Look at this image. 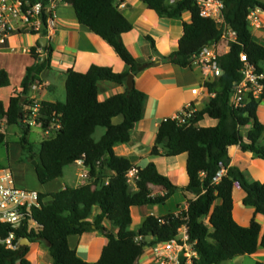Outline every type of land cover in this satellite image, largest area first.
I'll list each match as a JSON object with an SVG mask.
<instances>
[{"label": "trees", "instance_id": "16d2710c", "mask_svg": "<svg viewBox=\"0 0 264 264\" xmlns=\"http://www.w3.org/2000/svg\"><path fill=\"white\" fill-rule=\"evenodd\" d=\"M75 10L77 22L89 28L106 41L126 65V71L116 73L109 67L93 65L87 73L69 70L66 74V101L49 103L29 99L28 94L49 58L28 69L21 90L15 92L6 109L0 101V119L7 126L20 127L23 136L20 144L30 158L38 163L35 172L42 185H49L64 176L68 166L80 160L90 173V181L78 187L45 195L41 207L32 211L30 226L0 224V237L16 235L17 250H9L0 244V264H32L28 259L29 247L21 244H47L53 264H138L147 248L169 242L179 237V230L186 225L190 243L198 258L193 264H223L241 256H251L264 247L261 227L252 220L248 227L240 226L234 220V188L239 186L246 192L245 206L255 208L264 215V183L249 181L241 169L231 166L229 148L239 146L243 152H250L264 161V124L258 117L261 99H251L242 109L230 104L236 82L241 80L242 64L240 53L247 55L249 62L264 73V45L253 39L248 18L252 12L262 10L261 0H221L224 4L225 24L237 35L228 53L218 59L223 72L219 78L205 83L210 98L205 108L185 123L178 120H164L152 149L153 156L166 158L187 155L189 183L183 187L188 209L178 215L159 218L149 216L138 231L131 229L134 208L165 204L180 190L172 181L158 171L155 163L144 169L138 168L139 180L136 187L128 182V173L133 163L118 157L114 148L131 142L136 124L143 119L146 94L135 84L136 77L143 71L162 63L189 68L193 59L206 47L222 40V29L212 19L201 16L198 0H183L170 4L169 0H140L161 18L182 19L190 13L192 20L183 26L179 49L163 60L135 58L127 48L123 35L132 31L131 22L116 5V0H64ZM144 40L156 48L155 40L145 36ZM50 55V47H43ZM112 82L126 88L125 93L116 94L106 101L99 100V85ZM11 86L9 74L0 69V88ZM123 117L121 124L113 119ZM208 116L217 121L213 127H199ZM35 122L46 130H54L55 137L43 140L39 154H34L32 144L27 141L31 123ZM99 128L106 130L100 141L95 140ZM7 135L0 127V148L8 146ZM222 166L227 173L218 184L214 183ZM0 168H5L0 166ZM159 188L163 194H154ZM191 197V198H190ZM50 198L49 202L46 199ZM99 214L91 221L95 208ZM110 222L117 233L105 227ZM102 232L107 239L101 259L96 263L82 260L69 245V238L88 232ZM143 237L138 243L136 238ZM148 239H151L148 241ZM181 264H188L185 257ZM257 264H264L259 262Z\"/></svg>", "mask_w": 264, "mask_h": 264}, {"label": "crops", "instance_id": "0c3cea01", "mask_svg": "<svg viewBox=\"0 0 264 264\" xmlns=\"http://www.w3.org/2000/svg\"><path fill=\"white\" fill-rule=\"evenodd\" d=\"M119 3L125 4V7L120 10L133 27L131 32L123 35V39L135 58H152L154 61H161L179 49L183 26L192 20L190 13H185L182 19L175 20L159 17L140 0H116L117 6ZM262 20L264 22V14H262ZM77 21L75 10L63 0L58 9L56 31L51 40L46 43V46L51 49L50 55L43 50V46L40 44L42 37L29 35V33L14 34L6 41L5 45L0 44V69L5 70L11 79L10 87L0 88V101L6 109L9 108L10 100L15 92L21 90L28 69L39 63L38 58L40 63L49 58V64L41 71L39 80L35 82L28 94L29 99L37 102H65L66 74L69 70H74L76 73H87L93 65H98L99 67H109L116 73L126 71L125 63L111 45ZM251 33L257 43L264 45V30L255 29ZM145 36L155 40L156 48L144 40ZM229 51L225 43H220L221 56ZM33 53L38 58H34ZM205 74L202 69L194 67V65L182 68L178 65L162 63L143 71L136 77V87L146 94L144 116L136 124L131 142L117 145L114 148L115 153L118 157L128 158L136 168L144 169L149 164L155 163L158 166V171L168 177L174 185L180 187V190L172 195L165 204L134 208L131 227L134 231H138L149 216L164 218L168 215H178L184 208L188 209L187 198L182 190L189 183L186 170L187 155L166 158L165 156H153L151 152L156 143L159 126L164 120H174L189 104H192L197 111H201L209 99L215 96L203 87L206 80ZM196 89L201 90L199 96L193 93ZM125 91L126 88L119 84L102 82L99 85V100L106 101L116 94L125 93ZM258 117L264 124V101L259 104ZM122 122L123 117L119 116L113 119L115 125ZM216 125L217 121L208 116L198 124L199 127ZM0 127L1 130L9 131L4 132L6 135L10 134L11 128H14H9L5 119H0ZM18 129L21 131L20 133H23L20 127ZM105 133L106 130L104 135ZM229 155L231 166L241 169L249 181L264 183V161L261 158L253 153L243 152L239 146L230 147ZM78 186L80 183L75 185V187ZM65 187L67 186L47 191L39 190V192L49 195L63 190ZM154 194H163V192L157 188ZM246 195L243 189L235 186L234 220L242 227H248L252 220L256 221L261 227L260 239L262 240L264 237V215L256 213L255 208L243 204ZM99 212L98 207L94 209L90 217L91 221ZM104 225L117 233V229L110 222L105 221ZM150 240L148 239V241ZM24 244L29 247L27 259L32 264H53L47 244L43 242L28 244L26 241ZM106 244L105 235L98 231L69 238L70 247L77 252L82 260L90 263H96L101 259ZM243 257L247 256H241L223 264L230 261L238 263ZM250 257L254 264L263 262L264 247L260 246L258 252ZM138 264H157L156 254L151 248L146 249L145 255L138 261Z\"/></svg>", "mask_w": 264, "mask_h": 264}, {"label": "built area", "instance_id": "2783aa9c", "mask_svg": "<svg viewBox=\"0 0 264 264\" xmlns=\"http://www.w3.org/2000/svg\"><path fill=\"white\" fill-rule=\"evenodd\" d=\"M183 0H169L170 4H176ZM63 0H0V44L6 43L14 34L29 33L49 42L56 31V20L58 19V9ZM224 3L221 0H198L197 7L202 17L214 20L222 29V40L214 43L200 52L193 59L194 67L202 69L206 74V80L203 84L215 78H219L223 72L218 64L220 55V43H225L226 47L231 49V44L237 41V35L229 29L223 19ZM125 4L119 3L118 8H124ZM262 10H256L248 18L250 27L262 26ZM242 64L241 80L236 82L231 94L230 104L235 109H242L251 99H261L264 96V73L259 72L257 68L249 62L246 54L240 53ZM206 88V87H205ZM199 89L193 91L194 95H200ZM198 111L192 104L187 105L174 120L179 123H185L193 119ZM35 122L31 126H36ZM41 127V125H38ZM49 136L52 130H46ZM55 137V134L54 136ZM81 168L80 185L87 184L91 177L85 161L80 160L75 163ZM227 168L222 166L218 172L215 184H218L226 175ZM138 168H132L128 173V182L136 187L139 180ZM45 201L41 198V192L37 190L24 189L17 183L13 172L7 168H0V224L13 227L23 226L26 222L30 226L32 211L41 207ZM159 221L165 224V220L159 218ZM179 237L169 242L154 245L151 249L156 254L157 264H181L185 257L188 264H193V259L198 258L197 253L190 243L188 228L184 225L179 230ZM16 235L11 233L7 238L0 237V244L5 245L9 250H17L18 244ZM136 242L143 243V237H137ZM24 241L21 242L23 244Z\"/></svg>", "mask_w": 264, "mask_h": 264}, {"label": "rangeland", "instance_id": "374dc122", "mask_svg": "<svg viewBox=\"0 0 264 264\" xmlns=\"http://www.w3.org/2000/svg\"><path fill=\"white\" fill-rule=\"evenodd\" d=\"M250 28L251 32H254L255 29L264 30L263 20L262 26L260 28L256 26H251ZM2 131L6 133L9 132L8 130ZM53 131V134L48 136L40 126L31 127V130L27 137V141L32 144V150L34 154H39L40 144L43 140H49L53 138L55 134ZM20 132L21 131L18 129V127L11 128L10 134H7L8 146L0 148V165L7 169H10L13 172L19 186L24 189L47 191L51 189H58L59 187L63 186L75 187V185L80 183L81 180L79 175L81 173V170L78 166L72 165L65 168L64 176L61 179L49 184L48 186L42 185L39 182L35 172V166L39 162L38 158L35 160L31 159V155L23 150L20 144V138L23 136V133ZM104 132L105 129H98L95 135V140L100 141L102 136L104 135ZM49 201L50 199L46 200V202ZM227 264H254V262L252 257L247 256L240 259L238 263H232V261H230Z\"/></svg>", "mask_w": 264, "mask_h": 264}, {"label": "water", "instance_id": "95a60500", "mask_svg": "<svg viewBox=\"0 0 264 264\" xmlns=\"http://www.w3.org/2000/svg\"><path fill=\"white\" fill-rule=\"evenodd\" d=\"M46 43H48V41H47V39L46 38H42L41 40H40V44L43 46V47H45L46 46ZM24 241H26V242H28V244H30V241L29 240H24ZM23 245H25L24 243H23Z\"/></svg>", "mask_w": 264, "mask_h": 264}]
</instances>
